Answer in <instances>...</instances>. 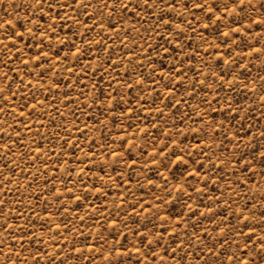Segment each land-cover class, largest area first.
<instances>
[{"label": "rangeland", "instance_id": "1", "mask_svg": "<svg viewBox=\"0 0 264 264\" xmlns=\"http://www.w3.org/2000/svg\"><path fill=\"white\" fill-rule=\"evenodd\" d=\"M242 9L0 0V264H264V0Z\"/></svg>", "mask_w": 264, "mask_h": 264}, {"label": "snow or ice", "instance_id": "2", "mask_svg": "<svg viewBox=\"0 0 264 264\" xmlns=\"http://www.w3.org/2000/svg\"><path fill=\"white\" fill-rule=\"evenodd\" d=\"M243 2L244 0H232L233 9L235 10L236 8H240V10H243L242 9ZM225 10H227V7L225 8Z\"/></svg>", "mask_w": 264, "mask_h": 264}]
</instances>
